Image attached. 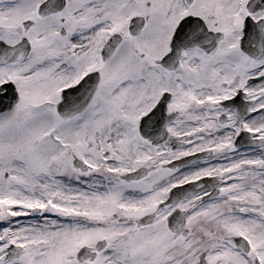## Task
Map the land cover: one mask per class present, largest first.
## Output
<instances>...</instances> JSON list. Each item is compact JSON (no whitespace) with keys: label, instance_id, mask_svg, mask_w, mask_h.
<instances>
[{"label":"snow or ice","instance_id":"6c2138e0","mask_svg":"<svg viewBox=\"0 0 264 264\" xmlns=\"http://www.w3.org/2000/svg\"><path fill=\"white\" fill-rule=\"evenodd\" d=\"M0 264H264V0H0Z\"/></svg>","mask_w":264,"mask_h":264}]
</instances>
